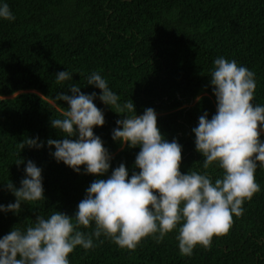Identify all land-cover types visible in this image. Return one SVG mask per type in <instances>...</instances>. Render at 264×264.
<instances>
[{
	"label": "trees",
	"instance_id": "obj_1",
	"mask_svg": "<svg viewBox=\"0 0 264 264\" xmlns=\"http://www.w3.org/2000/svg\"><path fill=\"white\" fill-rule=\"evenodd\" d=\"M3 3L15 20L0 18V96L5 98L0 100V184L11 180L19 188L31 160L42 169L46 200L22 204L19 215L0 212V237L16 225L23 228L35 214L47 217L59 211L73 216L98 178L83 174V167L77 174L50 155L55 149L48 148L47 140L61 138L50 120L60 113L41 101V95L71 94V83L85 94L96 93L94 103L106 123L94 132L113 156L104 179L121 163L129 178L138 172L134 164L139 149L121 150L113 141V129L122 117L98 99L99 89L86 85L94 71L121 103L133 101L137 115L146 108L155 110L163 136L182 146V173L207 171L213 181L223 173L217 165L202 168L192 129L205 112L209 119L216 112L209 81L215 59L235 60L255 72L253 103L264 105V0H0ZM61 71L70 72L72 81L57 84L55 75ZM25 136L39 137L44 147L21 152L18 143ZM19 158L25 163L17 167ZM255 178L261 190L244 202L243 215L234 216L229 232L214 236L209 248L197 245L191 256H182L177 231L160 243L147 237L134 250L102 235L93 249L77 247L70 264H264V168H257ZM12 202L15 197L0 185V204Z\"/></svg>",
	"mask_w": 264,
	"mask_h": 264
},
{
	"label": "clouds",
	"instance_id": "obj_2",
	"mask_svg": "<svg viewBox=\"0 0 264 264\" xmlns=\"http://www.w3.org/2000/svg\"><path fill=\"white\" fill-rule=\"evenodd\" d=\"M0 18L15 20L7 3L0 4ZM55 76L57 84L73 79L68 71ZM255 76L224 57L216 58L210 70L216 112L211 119L207 112L201 115L192 132L195 150L203 157L202 168L217 165L223 173L214 181L207 171L182 173V146L175 138L169 142L163 136L155 110L146 108L137 115L133 101L121 103L107 80L94 71L86 85L99 89L98 99L122 117L113 129V141L121 150L139 149L134 164L138 172L129 178L128 168L121 163L101 178L109 173L113 156L94 132L106 123L104 112L94 103L96 93L85 94L79 84L71 83V94L41 95V101L47 100L60 113L50 120L61 137L47 140L48 148L55 149L50 155L77 174L83 167V174L98 178L86 189L73 216L59 211L47 217L35 214V220H25L23 228L16 225L0 237V264H70L69 256L77 247L93 249L102 235L120 248L134 250L147 237L160 243L177 231L182 256H191L197 245L209 248L214 236L229 232L234 216L243 215L244 202L261 190L255 173L264 168V105L253 103ZM43 147L39 137L25 136L18 143L21 152ZM23 163L19 158L16 166ZM24 172L19 188L11 180L0 184L15 197V202L0 204V212L19 215L22 204L46 200L42 169L28 160ZM89 228L92 231L83 230Z\"/></svg>",
	"mask_w": 264,
	"mask_h": 264
}]
</instances>
